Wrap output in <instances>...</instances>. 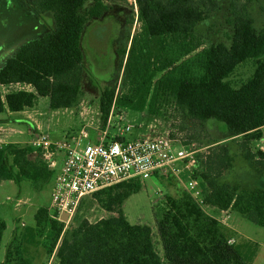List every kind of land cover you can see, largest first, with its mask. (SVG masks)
Returning <instances> with one entry per match:
<instances>
[{
  "label": "trees",
  "instance_id": "obj_1",
  "mask_svg": "<svg viewBox=\"0 0 264 264\" xmlns=\"http://www.w3.org/2000/svg\"><path fill=\"white\" fill-rule=\"evenodd\" d=\"M85 1H29L36 15H53L55 28L5 62L0 71V114L33 108L36 96L49 97L53 110L79 106L85 24L88 18L103 16L105 2L121 0H95L94 8L83 16ZM139 16L142 30L132 42L127 65L130 94L118 96L115 89L102 93L104 126L116 106L131 108L137 90L150 83L147 109L152 117L164 116L161 112L173 103L189 121L225 124L234 137H245L244 144L264 138V30L256 31L247 6L232 5L230 47L224 43L203 47L195 35L196 26L209 16L206 0H140ZM15 84L29 85L36 94L20 90L3 96L1 87ZM244 153L264 170L263 150L255 153L247 147ZM200 154L186 177L201 181L204 201L264 227V191L220 182L232 161L226 148L207 157ZM53 177L43 152L18 143L0 145V184L12 181L42 187ZM142 188L141 180L133 179L88 196L101 210L113 214L96 223L81 214L88 197L82 199L68 229L48 208H39L35 224L14 234L0 264H35L32 250L38 248L55 255L59 264H254L258 244L250 240L230 243L229 228L205 213L184 188L176 196H167L166 206L158 210L160 256L151 228L132 225L123 211L126 200ZM6 230L0 217V252Z\"/></svg>",
  "mask_w": 264,
  "mask_h": 264
},
{
  "label": "rangeland",
  "instance_id": "obj_2",
  "mask_svg": "<svg viewBox=\"0 0 264 264\" xmlns=\"http://www.w3.org/2000/svg\"><path fill=\"white\" fill-rule=\"evenodd\" d=\"M29 1L0 0V71L5 62L14 57L23 46L43 38L55 28L53 15L50 13L36 15ZM95 4V0H86L81 14L88 15ZM105 5L103 16L88 18L83 30L81 47L85 70L79 108L53 110L49 97H38L33 108L16 113L9 112L8 115L0 114V119L7 121L4 125L7 129V133L3 135L5 141L27 143L39 136H48L52 141L75 138L83 144H89L95 143L94 138L100 130L107 129L108 123L104 126L102 121L100 98L107 89H115L117 95H123L122 97L130 94L127 65L132 42L141 33L142 22L139 16L140 0L105 2ZM232 5H236L237 8L247 6L256 31L259 33L264 30V0H206L209 16L204 22L199 23L194 31L203 47L218 43H224L227 47L232 45L233 29L228 23ZM153 49L157 50V47L153 45ZM24 87L29 92H35L32 87L27 85ZM20 88L19 85H12L1 87V90L5 96ZM151 91L152 84H145L139 91L137 90L132 105L134 107L114 108L113 121L118 122L122 114L124 121L121 124L131 126V131L124 136L126 141L158 140L172 136L182 138L184 144L202 150L201 153L206 157L220 148H226L232 161L231 166L223 171L220 182L242 190L264 191V170L247 160L244 153L247 147L255 153L258 150L264 151V138L244 144L245 137H234L225 124L216 120L202 124L189 121L173 103L167 105L165 111L161 112L164 116L146 115ZM85 132L87 137L82 138ZM109 133L114 136L120 135L118 127L109 129ZM114 139L118 137L109 138L108 141ZM29 144L26 145L30 146ZM141 182L142 190L126 200L123 211L132 225H147L151 228L156 252L163 256L157 228L158 210L166 206L167 196H176L184 189L173 176L158 175ZM53 185L52 179L42 187L31 183L20 185L14 182L0 185V217L7 224L0 252L1 261L5 260L7 248L14 234L35 224L34 217L39 208H49ZM8 198L12 201H8ZM17 202L19 206H16ZM198 204L205 213L228 224L233 236L230 241L239 243L250 240L258 244L259 251L254 264H264V227L232 212H229L231 215L227 217L225 212L209 206L203 198ZM81 214L91 223L113 216L101 210L91 197L85 201ZM23 223L25 225H22ZM32 258L35 264H59L55 255L52 257L47 255L42 248L32 250Z\"/></svg>",
  "mask_w": 264,
  "mask_h": 264
},
{
  "label": "built area",
  "instance_id": "obj_3",
  "mask_svg": "<svg viewBox=\"0 0 264 264\" xmlns=\"http://www.w3.org/2000/svg\"><path fill=\"white\" fill-rule=\"evenodd\" d=\"M123 121L121 115L118 122H114L112 115L102 138L95 143L83 144L75 138L52 141L48 136H39L30 142L35 153L43 152L49 170L55 174L48 209L65 224V229L82 199L133 179L145 180L158 175L176 177L189 195L197 203L201 202V181L186 175L193 172L202 150L172 136L126 141L124 136L131 131V126L122 125ZM113 127L119 128L120 139L106 141ZM83 137H87L86 132ZM63 215L68 216L66 222L62 220Z\"/></svg>",
  "mask_w": 264,
  "mask_h": 264
},
{
  "label": "crops",
  "instance_id": "obj_4",
  "mask_svg": "<svg viewBox=\"0 0 264 264\" xmlns=\"http://www.w3.org/2000/svg\"><path fill=\"white\" fill-rule=\"evenodd\" d=\"M21 86V88L19 89V90H17V91H20V90H24V91H27V89L24 87V85H21V84H15L14 86ZM12 86V85H11ZM27 86H29V85H27ZM29 87H31V86H29ZM35 93V92H34ZM36 94V93H35ZM37 97V99H36V103H37V101H38V97L39 96H36ZM36 105V104H35ZM79 106H80V104H79ZM79 106L78 107H76V109H78L79 108ZM132 107H134V106H132ZM131 107V108H132ZM115 110V109H114ZM147 111H148V109H147ZM114 112V111H113ZM5 113H7V115H8V113H9V111H6ZM11 113V112H10ZM114 114V113H113ZM122 115V114H121ZM146 115H149V114H146ZM5 123H7V121H5V120H3V119H0V145H7V144H10V143H18V144H29L30 143V141L29 142H27V143H21V142H8V141H5V139H3V135L5 134V133H7V129H6V126H4L5 125ZM106 131V129H103V130H100L98 133H97V136L94 138V140L95 141H99L101 138H102V135H103V132H105ZM119 138L120 139V136L119 135H112L111 133H109V136H108V138H107V140L106 141H108V139L110 138V139H112V138ZM53 184H54V180H55V174H54V177H53ZM6 182H12V181H6ZM3 183H5V182H3ZM3 183H1V184H3ZM0 184V185H1ZM223 212H225L228 216L227 217H229V215H231V213H229L228 211H223ZM211 216V215H210ZM213 217V216H212ZM214 218V217H213ZM216 219V218H215ZM218 220V219H217ZM219 221V220H218ZM219 222H221V221H219ZM222 224H224V225H226L227 226V228H229L228 227V224L227 223H224V222H221ZM233 230V229H232ZM235 234V233H234ZM259 246V245H258Z\"/></svg>",
  "mask_w": 264,
  "mask_h": 264
},
{
  "label": "water",
  "instance_id": "obj_5",
  "mask_svg": "<svg viewBox=\"0 0 264 264\" xmlns=\"http://www.w3.org/2000/svg\"><path fill=\"white\" fill-rule=\"evenodd\" d=\"M62 220H63L64 222H66V221L68 220V216H67V215H63Z\"/></svg>",
  "mask_w": 264,
  "mask_h": 264
}]
</instances>
